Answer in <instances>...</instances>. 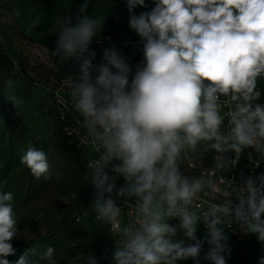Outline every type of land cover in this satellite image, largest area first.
Wrapping results in <instances>:
<instances>
[{
  "label": "clouds",
  "instance_id": "9594fccd",
  "mask_svg": "<svg viewBox=\"0 0 264 264\" xmlns=\"http://www.w3.org/2000/svg\"><path fill=\"white\" fill-rule=\"evenodd\" d=\"M124 2L128 27L143 51L134 68L115 44L94 63L90 45L105 16L89 15V0L49 29L57 35L52 55L77 66L66 83L84 133L80 143L96 151L85 179L94 189L95 219L109 226L112 264H200L202 252L210 264H227L232 249L225 229L234 222L264 245V173L240 185L227 180L232 198L199 209L196 204L222 191L219 177L243 154L253 160L255 152L256 168L264 159V103L258 102L264 91L258 88L264 78V0H151L152 7L146 0ZM137 7L149 10L136 14ZM29 15L32 31L44 17L35 7ZM7 87L4 97L21 114L23 99L11 90V80ZM209 155V172L190 175L192 161ZM20 163L37 179L52 178L43 148L29 143ZM120 178L124 183L117 186ZM79 195L72 192L71 198ZM174 218L177 225L169 223ZM201 226L203 239L197 236ZM20 232L14 195L0 191V264H58L51 246L10 262ZM84 264L98 260L89 254Z\"/></svg>",
  "mask_w": 264,
  "mask_h": 264
},
{
  "label": "rangeland",
  "instance_id": "374dc122",
  "mask_svg": "<svg viewBox=\"0 0 264 264\" xmlns=\"http://www.w3.org/2000/svg\"><path fill=\"white\" fill-rule=\"evenodd\" d=\"M82 3L83 0H0L7 11L4 15V9H0V191L13 193L21 229V237L12 242L16 252L7 257L10 262L26 251L41 252L51 246L56 249L58 264H84L89 254L97 258L98 264H112L114 243L108 236L109 226L97 221L91 209L94 189L85 179L89 158L72 148L54 112L56 82L65 75L60 60L51 53L57 35L49 34V29L60 16L74 17ZM146 3L153 6L151 0ZM32 7L44 20L38 28L28 31ZM147 10L137 7L135 12ZM88 14L105 16L100 34H135L128 27L124 0H89ZM95 52L96 58L102 59L103 51ZM9 80L11 90L24 101L21 114L3 95ZM258 88L264 90V78L258 79ZM258 102L264 103V91ZM29 143L48 152L50 180L35 178L20 163ZM57 172L61 174L59 179ZM262 173L264 159L255 176ZM123 183L120 178L117 186ZM72 192L80 194L78 199L71 198ZM169 223L177 225L179 220L174 218ZM204 231L201 226L198 238H204ZM228 244L232 251L227 264H258L264 257V245L255 236L250 242L228 236ZM207 248L205 243L204 251ZM200 264H210L203 259V252Z\"/></svg>",
  "mask_w": 264,
  "mask_h": 264
},
{
  "label": "built area",
  "instance_id": "2783aa9c",
  "mask_svg": "<svg viewBox=\"0 0 264 264\" xmlns=\"http://www.w3.org/2000/svg\"><path fill=\"white\" fill-rule=\"evenodd\" d=\"M139 37L133 33L126 34H100L90 45V47L96 51H103L105 47L111 44H115L121 53L128 58L130 65L135 67L136 64L143 60L142 46L139 45ZM102 59H95L94 63H100ZM61 62V61H60ZM63 65L64 77L60 81H57V87L55 88V102L54 109L55 115L59 124L61 125L62 132L67 138L72 148L77 152H84L89 158L88 161L93 159L96 155L95 148L88 144L86 141L80 143V138L83 137V130L76 124L75 116L76 113L73 112L70 101V90L67 87V81L70 79V75H76L77 66L72 62L61 63ZM258 159L257 155L253 151V160H249L247 153L243 154L240 160L235 166L231 167V170L224 173V176L219 177L220 184L219 187L222 191L216 194H209L208 196L202 197L200 201L197 202L196 207L204 208L207 207L208 202H222L223 200L232 198L233 188L227 186V180L232 181L236 185H240L244 179L248 177H255L256 172L259 168L254 166L253 161ZM212 164L211 156H201L198 159H194L192 164L187 167L190 175H206L210 170V165ZM261 166V163H260ZM113 199L117 206L122 205V200L113 194ZM235 202V201H234ZM131 209V204L122 206L121 218L127 220L128 213ZM228 236L238 240L250 242L254 239V235L245 233L241 226L235 222L231 227L225 229Z\"/></svg>",
  "mask_w": 264,
  "mask_h": 264
},
{
  "label": "trees",
  "instance_id": "16d2710c",
  "mask_svg": "<svg viewBox=\"0 0 264 264\" xmlns=\"http://www.w3.org/2000/svg\"><path fill=\"white\" fill-rule=\"evenodd\" d=\"M0 9H2V10L4 9V15H5V14L7 15V11H5L6 8H5L3 5H2V6L0 5ZM5 17H6V16H5Z\"/></svg>",
  "mask_w": 264,
  "mask_h": 264
},
{
  "label": "crops",
  "instance_id": "0c3cea01",
  "mask_svg": "<svg viewBox=\"0 0 264 264\" xmlns=\"http://www.w3.org/2000/svg\"><path fill=\"white\" fill-rule=\"evenodd\" d=\"M96 59H99V58H96Z\"/></svg>",
  "mask_w": 264,
  "mask_h": 264
}]
</instances>
